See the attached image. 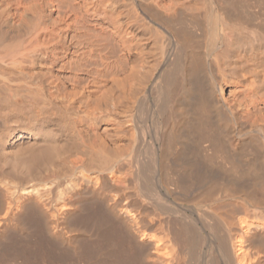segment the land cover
<instances>
[{"label": "bare ground", "instance_id": "6f19581e", "mask_svg": "<svg viewBox=\"0 0 264 264\" xmlns=\"http://www.w3.org/2000/svg\"><path fill=\"white\" fill-rule=\"evenodd\" d=\"M0 264H264V0H0Z\"/></svg>", "mask_w": 264, "mask_h": 264}]
</instances>
